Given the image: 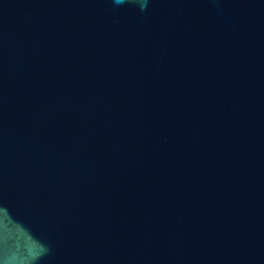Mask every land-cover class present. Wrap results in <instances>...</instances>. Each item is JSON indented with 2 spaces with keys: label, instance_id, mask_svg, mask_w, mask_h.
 <instances>
[{
  "label": "water",
  "instance_id": "water-1",
  "mask_svg": "<svg viewBox=\"0 0 264 264\" xmlns=\"http://www.w3.org/2000/svg\"><path fill=\"white\" fill-rule=\"evenodd\" d=\"M0 264H264V0H0Z\"/></svg>",
  "mask_w": 264,
  "mask_h": 264
},
{
  "label": "clouds",
  "instance_id": "clouds-1",
  "mask_svg": "<svg viewBox=\"0 0 264 264\" xmlns=\"http://www.w3.org/2000/svg\"><path fill=\"white\" fill-rule=\"evenodd\" d=\"M113 2L116 4V5H120V4H123L125 2V0H113ZM139 3H140V8L141 10H146L147 8V0H139Z\"/></svg>",
  "mask_w": 264,
  "mask_h": 264
}]
</instances>
